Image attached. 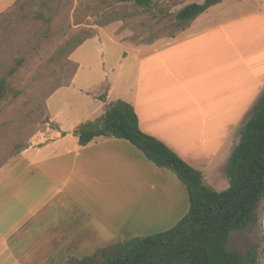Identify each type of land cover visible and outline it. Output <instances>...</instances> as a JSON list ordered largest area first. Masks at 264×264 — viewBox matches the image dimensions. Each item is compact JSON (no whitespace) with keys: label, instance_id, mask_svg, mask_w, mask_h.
Wrapping results in <instances>:
<instances>
[{"label":"crops","instance_id":"crops-1","mask_svg":"<svg viewBox=\"0 0 264 264\" xmlns=\"http://www.w3.org/2000/svg\"><path fill=\"white\" fill-rule=\"evenodd\" d=\"M10 1L4 0L0 11ZM243 1L222 0L175 39L142 45L140 62L131 63L135 70L127 74V102L139 128L201 173L223 149L230 152L221 162L229 159L244 117L264 86V12ZM110 91L108 87L105 101L91 94L100 102L101 114L111 102ZM81 119L67 129L36 132L0 167L1 173L14 162L36 181L25 215L30 234L36 236L33 243L50 246L48 261L69 253L92 256L98 249L88 254L70 245L93 243L102 235L113 245L141 229L166 230L188 210L186 188L175 174L154 165L129 141L107 135L79 146L73 130ZM215 177L227 183L217 173ZM262 224L264 230V218ZM15 229L6 230L0 243ZM0 253V260L24 259L17 252Z\"/></svg>","mask_w":264,"mask_h":264},{"label":"rangeland","instance_id":"rangeland-1","mask_svg":"<svg viewBox=\"0 0 264 264\" xmlns=\"http://www.w3.org/2000/svg\"><path fill=\"white\" fill-rule=\"evenodd\" d=\"M3 1L0 0V4ZM41 1L47 6L42 7ZM202 1L152 0L151 10L122 0H12L6 4L0 11V77L15 67L7 81L19 95L0 101V167L16 157L36 132L57 126L67 129L78 118L85 121L101 114L100 102L91 94L99 95L109 87L111 101L127 102L130 98L127 74L131 75L129 70H135L131 63L140 62V47L175 39L180 33L173 25L175 12L185 4ZM243 2L264 12V0ZM20 4L23 8H19ZM37 11L42 12L43 17L36 18ZM103 20L107 23L101 26ZM86 29L93 33L91 38L66 57L56 56V51L67 40ZM263 93L264 86L260 97ZM253 108H249L245 122ZM49 114L54 117L50 119ZM225 152L230 151L223 149L221 156L201 167L204 183L215 190L227 187L224 179L228 159L221 162ZM13 163L0 173V236L12 227L16 229L14 233L13 230L6 233L12 236L6 243H0V252H17L24 259L0 260V264H71L82 258L83 255L78 253H69L58 260L44 259L50 255L47 251L50 246L33 243L36 236L30 234L29 217L25 215L30 205L29 194L36 187V181L30 179L21 165L14 166ZM216 173L224 182L217 181ZM263 218L264 196L255 208L253 221L229 236L226 248L241 256V264H250L248 251L251 249L255 258L253 264H264ZM164 230V227L145 228L136 236ZM106 237L102 235L93 243L70 247L76 249L79 246V251L88 254L98 249L92 256H86L98 262L115 250V244L107 243ZM56 247L60 245H54Z\"/></svg>","mask_w":264,"mask_h":264},{"label":"trees","instance_id":"trees-1","mask_svg":"<svg viewBox=\"0 0 264 264\" xmlns=\"http://www.w3.org/2000/svg\"><path fill=\"white\" fill-rule=\"evenodd\" d=\"M122 1L147 10L153 8L152 0ZM221 1L185 4L173 16L174 28L183 30L198 15ZM40 5L46 7L47 3L41 1ZM19 8H23V4ZM35 16L39 18L43 14L37 11ZM106 23L100 21L101 26ZM92 36L90 29L76 34L56 51V56L66 57ZM17 62L19 65L20 59ZM14 70L12 67L0 77V101L19 95L7 81ZM106 92L105 89L98 98L105 101ZM105 130H110L115 138L129 141L154 165L171 170L186 188L188 210L164 231L115 244L114 252L101 261L82 257L71 264H241V256L228 251L226 245L233 231L241 230L253 221L255 208L264 196V93L254 105L228 159V185L223 190L206 185L200 171L165 143L144 133L130 103L120 99L107 103L100 116L79 123L73 134L78 145L84 146L99 137H107ZM248 259L250 264L255 261L252 249L248 251Z\"/></svg>","mask_w":264,"mask_h":264},{"label":"water","instance_id":"water-1","mask_svg":"<svg viewBox=\"0 0 264 264\" xmlns=\"http://www.w3.org/2000/svg\"><path fill=\"white\" fill-rule=\"evenodd\" d=\"M106 135H112V132L110 130H105Z\"/></svg>","mask_w":264,"mask_h":264}]
</instances>
